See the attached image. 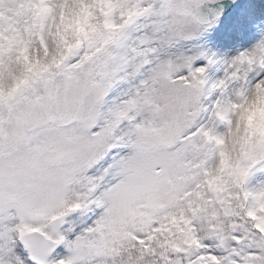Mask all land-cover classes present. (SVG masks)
Masks as SVG:
<instances>
[{
  "label": "snow or ice",
  "instance_id": "6c2138e0",
  "mask_svg": "<svg viewBox=\"0 0 264 264\" xmlns=\"http://www.w3.org/2000/svg\"><path fill=\"white\" fill-rule=\"evenodd\" d=\"M222 13L0 0V264H264V35Z\"/></svg>",
  "mask_w": 264,
  "mask_h": 264
},
{
  "label": "rangeland",
  "instance_id": "374dc122",
  "mask_svg": "<svg viewBox=\"0 0 264 264\" xmlns=\"http://www.w3.org/2000/svg\"><path fill=\"white\" fill-rule=\"evenodd\" d=\"M248 2L249 0H236L232 10L220 16L217 24L206 37L213 49L231 54L237 48L250 47L262 38V35H264V6L260 7L250 3L252 7L249 8L253 14L240 17L231 25L229 24L232 17L238 16L241 7ZM230 40V45L226 47V42Z\"/></svg>",
  "mask_w": 264,
  "mask_h": 264
},
{
  "label": "bare ground",
  "instance_id": "6f19581e",
  "mask_svg": "<svg viewBox=\"0 0 264 264\" xmlns=\"http://www.w3.org/2000/svg\"><path fill=\"white\" fill-rule=\"evenodd\" d=\"M256 1V2H254ZM254 2V4H253ZM250 3H252V5H256V6H264V0H249L248 3H246L243 7H241V9L239 10V14L236 17H232L231 21H229V24L231 25L235 20L239 19L240 17H244V16H251L253 14V12L251 11V9L249 7H252V5H250ZM231 43L230 41H227L225 46L228 47Z\"/></svg>",
  "mask_w": 264,
  "mask_h": 264
},
{
  "label": "water",
  "instance_id": "95a60500",
  "mask_svg": "<svg viewBox=\"0 0 264 264\" xmlns=\"http://www.w3.org/2000/svg\"><path fill=\"white\" fill-rule=\"evenodd\" d=\"M221 3L223 5V13L221 16H223L232 10L234 3L232 2V0H223L221 1Z\"/></svg>",
  "mask_w": 264,
  "mask_h": 264
}]
</instances>
